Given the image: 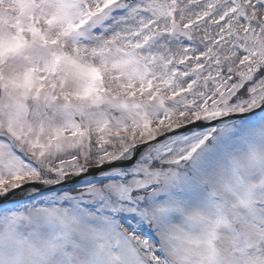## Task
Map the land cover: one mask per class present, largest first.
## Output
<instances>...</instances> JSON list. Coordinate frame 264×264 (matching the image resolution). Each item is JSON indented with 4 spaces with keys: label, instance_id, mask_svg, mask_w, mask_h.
Returning a JSON list of instances; mask_svg holds the SVG:
<instances>
[{
    "label": "snow or ice",
    "instance_id": "6c2138e0",
    "mask_svg": "<svg viewBox=\"0 0 264 264\" xmlns=\"http://www.w3.org/2000/svg\"><path fill=\"white\" fill-rule=\"evenodd\" d=\"M0 264H264V0H0Z\"/></svg>",
    "mask_w": 264,
    "mask_h": 264
}]
</instances>
